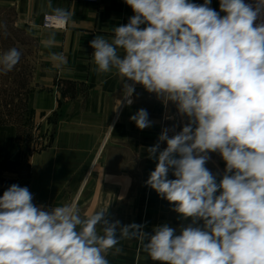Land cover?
Masks as SVG:
<instances>
[{"label":"clouds","instance_id":"9594fccd","mask_svg":"<svg viewBox=\"0 0 264 264\" xmlns=\"http://www.w3.org/2000/svg\"><path fill=\"white\" fill-rule=\"evenodd\" d=\"M125 3L134 13L128 23L111 40L89 42L95 71L116 70L119 106L133 103L140 84L188 118L171 137L162 131L166 148L148 149L158 162L146 184L191 223L179 234L167 224L148 234L142 224L108 221L103 210L84 218L75 204L45 210L12 184L0 196V264H109V250L120 254V239L131 238L158 264H264V0H219L220 12L211 0ZM55 11L62 21L71 16ZM19 60L9 49L0 71ZM130 119L140 130L152 126L143 108ZM212 152L225 162L219 183L205 167Z\"/></svg>","mask_w":264,"mask_h":264},{"label":"crops","instance_id":"0c3cea01","mask_svg":"<svg viewBox=\"0 0 264 264\" xmlns=\"http://www.w3.org/2000/svg\"><path fill=\"white\" fill-rule=\"evenodd\" d=\"M191 2L203 4L204 0ZM210 7L220 12L219 0H211ZM56 9L71 13L67 26L43 27L44 14L57 13ZM133 15L125 0H0V43L8 33L13 43L25 50L6 25L33 41L28 49L29 90L20 101L25 109L17 113L19 117L13 114L9 119L31 120L30 154L24 156L25 143L16 123L0 122V165L26 163V187L33 194V203L45 210L75 204L82 218L103 210L105 219L119 221L120 227L142 224L144 231L152 234L155 226L167 224L179 234V228L191 223V218L181 217L174 204L146 184L158 162L149 157L148 149L159 142L164 129L171 137L182 130L188 118L178 112L175 103L140 84L134 85L133 103L119 106L122 79L115 69L96 72L92 60L94 49L89 42L95 36L111 40L114 27L127 24ZM4 52L0 46V55ZM142 108L152 126L140 130L130 117ZM36 138L45 143L33 152ZM159 144L160 151L167 147L166 142ZM208 155L205 167L219 183L225 162L219 152ZM19 178L17 171L0 170V181ZM168 178L175 179L171 170ZM5 190L6 185H0V196ZM117 247L122 252L109 250V264H158L136 238L120 239Z\"/></svg>","mask_w":264,"mask_h":264},{"label":"rangeland","instance_id":"374dc122","mask_svg":"<svg viewBox=\"0 0 264 264\" xmlns=\"http://www.w3.org/2000/svg\"><path fill=\"white\" fill-rule=\"evenodd\" d=\"M8 28H10L13 35H16L17 38H19L20 41H22L24 46V52L20 50V46H16L9 36L10 34L6 33L4 38L2 39V42L0 43V46L4 49L5 52H7L11 48H16L20 52V60L17 63V65L14 66V68L9 72H1L0 73V122L2 123H16L18 129H19V135L20 140L25 143V157L29 153L28 150L30 148L29 140L30 137V130H32L31 120L26 121L25 119H11L9 114L10 112L14 111V115L20 114L21 110L24 112L25 105L24 103L21 104L20 101H24L26 94L29 90L27 88L30 85V77H31V71L30 65H31V56L30 52H28V49H31L32 42L31 39L24 37V35L20 31L14 30V28L11 25H6ZM28 53V54H27ZM18 113V114H17ZM28 144V145H27ZM30 154V153H29ZM25 162H27L25 160ZM28 163V162H27ZM26 163H23V165L19 166L17 164H7L2 165L3 170H12L17 171L20 174V178L15 181H9V180H2L0 181V185H6L7 189L12 184H17L21 187H26L28 184V177H29V167L25 166ZM0 165V170L2 169Z\"/></svg>","mask_w":264,"mask_h":264},{"label":"built area","instance_id":"2783aa9c","mask_svg":"<svg viewBox=\"0 0 264 264\" xmlns=\"http://www.w3.org/2000/svg\"><path fill=\"white\" fill-rule=\"evenodd\" d=\"M84 2H90V3H97L101 0H81ZM245 3H254V0H245ZM261 19H264V16L261 17ZM260 20L258 19L256 23H259ZM68 20L67 21H62L57 13H52V12H48L45 13L43 16V23L42 25H44L43 27L45 28H65L67 26ZM36 136V135H35ZM38 139V138H36ZM42 139H38V141H33L32 143V149L31 151H36L39 150L43 144L45 142H43V144H40L39 141H41ZM133 264H137V263H133Z\"/></svg>","mask_w":264,"mask_h":264},{"label":"trees","instance_id":"16d2710c","mask_svg":"<svg viewBox=\"0 0 264 264\" xmlns=\"http://www.w3.org/2000/svg\"><path fill=\"white\" fill-rule=\"evenodd\" d=\"M21 112H22V110H21ZM11 114H9V116H12L13 114H14V111H12V112H10ZM20 115V114H19ZM28 145V144H27ZM26 150H25V146H24V155H25V152ZM10 163V162H9ZM13 163V162H12ZM23 163H17V165H22Z\"/></svg>","mask_w":264,"mask_h":264}]
</instances>
